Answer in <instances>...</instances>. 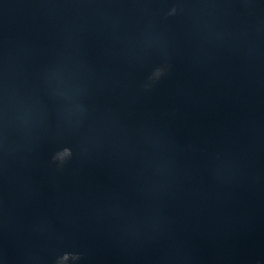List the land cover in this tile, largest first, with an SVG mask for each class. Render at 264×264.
Masks as SVG:
<instances>
[{"label": "water", "instance_id": "obj_1", "mask_svg": "<svg viewBox=\"0 0 264 264\" xmlns=\"http://www.w3.org/2000/svg\"><path fill=\"white\" fill-rule=\"evenodd\" d=\"M64 255L264 264V0H0V264Z\"/></svg>", "mask_w": 264, "mask_h": 264}, {"label": "clouds", "instance_id": "obj_2", "mask_svg": "<svg viewBox=\"0 0 264 264\" xmlns=\"http://www.w3.org/2000/svg\"><path fill=\"white\" fill-rule=\"evenodd\" d=\"M158 74V73H157ZM71 156V152L70 151H64V152H62V153H58V154H56V155H53V157H52V162L54 163V164H57V166H60V165H62L65 161H66V159H68L69 157ZM65 257H68L67 255H64V256H62L60 259H59V261L57 262V264H63V260H64V258ZM73 259H76V257H72ZM68 259H69V257H68Z\"/></svg>", "mask_w": 264, "mask_h": 264}]
</instances>
